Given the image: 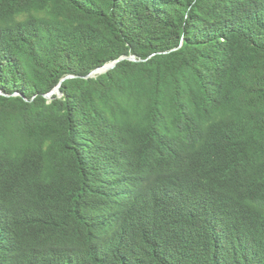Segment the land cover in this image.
<instances>
[{
  "label": "trees",
  "instance_id": "1",
  "mask_svg": "<svg viewBox=\"0 0 264 264\" xmlns=\"http://www.w3.org/2000/svg\"><path fill=\"white\" fill-rule=\"evenodd\" d=\"M0 264H264V0H0Z\"/></svg>",
  "mask_w": 264,
  "mask_h": 264
},
{
  "label": "water",
  "instance_id": "2",
  "mask_svg": "<svg viewBox=\"0 0 264 264\" xmlns=\"http://www.w3.org/2000/svg\"><path fill=\"white\" fill-rule=\"evenodd\" d=\"M123 59H124V57L121 58V59H119L118 61H116V62H114V63L107 64V65L103 66L102 68H100V69L96 70L95 72H93L90 76L95 77V76H97L98 74H103V73H105V72H107V71L113 69V68L117 65V63L120 62V61L123 60ZM130 59H132V60H136L134 57H132V58H130ZM55 93H59L60 96H62V93L60 92V90H59V88H58L56 91H54V92H52L50 95H48V97L51 98V97L53 96V94H55Z\"/></svg>",
  "mask_w": 264,
  "mask_h": 264
}]
</instances>
